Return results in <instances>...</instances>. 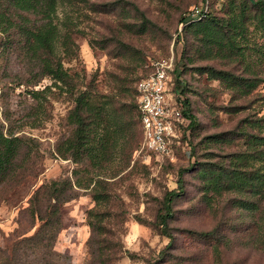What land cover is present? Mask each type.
Masks as SVG:
<instances>
[{"label": "rangeland", "instance_id": "obj_1", "mask_svg": "<svg viewBox=\"0 0 264 264\" xmlns=\"http://www.w3.org/2000/svg\"><path fill=\"white\" fill-rule=\"evenodd\" d=\"M206 1L90 0L88 9L81 1L66 7L85 33L74 34L79 53L67 59L65 66L76 77V88L90 86L102 101H109L105 94L118 92L121 100L133 102L136 84L150 71L151 62L174 55L187 85L190 107L200 122L193 130L195 135L185 134L174 159L148 157L140 150L139 127L129 142L120 122L110 134L106 158L91 161L84 155L76 162L57 154V145L72 131L69 114L75 100L71 93L55 86L46 90L44 101L43 93L40 103L34 99L29 90L43 89L53 79L40 76L18 29L0 25V126L19 129L18 133L31 138L33 150L39 154L32 172L30 162L26 171L19 170L25 174L21 184L0 188V248L12 251L20 237L37 229H29L30 217L24 212L34 191L52 179L74 177L78 169L82 181L102 179L111 201L97 205L91 186L83 185L63 205L55 248L67 255L65 263L93 264L98 244L89 245V211L96 207L112 212L105 221L109 228L108 264H264V228L258 230L264 212L261 219L260 211L233 205L229 200L234 194L208 202L197 175L198 161L215 160L219 153L244 147L241 138L228 144L208 142L206 137L235 130L245 115L258 108L255 103L240 113L223 111L220 107L230 102L231 92L199 66L227 68L226 60L202 58L196 42L187 46L182 18ZM227 1L209 0L210 9L222 16ZM255 25H249V39L241 38L242 42L264 43V31L254 29ZM243 67L238 65V72ZM174 85L173 81L171 95H175ZM259 89L264 90V84ZM6 115L10 116L8 121ZM209 152H215L212 159L207 157ZM179 178L184 187L172 202L173 216L164 228L159 218L165 212L164 198L170 190H180ZM263 204L264 199L261 207ZM18 246V258L25 259L26 245ZM5 255L0 251V264ZM40 256V252H32L29 259L39 262Z\"/></svg>", "mask_w": 264, "mask_h": 264}, {"label": "trees", "instance_id": "obj_2", "mask_svg": "<svg viewBox=\"0 0 264 264\" xmlns=\"http://www.w3.org/2000/svg\"><path fill=\"white\" fill-rule=\"evenodd\" d=\"M78 1L84 2L87 9L90 8V0H0V25L3 29L11 26L18 29L20 35L25 38L32 63L39 67L40 76H50L53 79V83L43 89L29 90L34 99L40 103L43 93L44 101L47 97L44 93L47 89L52 90L54 86L72 94L75 100L69 114L72 131L63 143L57 145L56 152L64 158L81 162L86 155L91 161L106 158L111 147L110 134L116 130L119 122L129 142L134 139L137 127L140 140L143 133L137 86L133 102L121 100L118 92L105 94L110 97L109 101H102L99 99L101 96L92 91V87L76 88L79 83L65 66L67 59H73L79 53V44L74 34L85 33V29L74 22L66 9ZM182 22L185 23L187 46L196 42V51L202 58L225 59V64L229 66H199L201 71L207 72L209 78L220 80L231 92L230 102L220 108L228 113H240L255 103L258 107L254 112L245 115L235 130L217 132L206 137L208 142L228 144L241 138L244 147L219 153L215 160L197 162V175L201 179L204 197L208 202H212L218 196L234 194L229 200L233 205L260 211L259 218L262 219L264 90L259 87L264 84V43L254 40L253 44H246L241 38L245 41L249 39L251 23H256L254 29L264 31V0H228L222 16L210 9L203 18L190 20V17L185 15ZM239 63L244 65L240 72ZM172 73L176 99L181 102L183 113L190 119L188 126L195 135L193 130L198 128L200 122L190 107L187 85L176 61ZM253 95L254 97L248 100ZM239 99L243 101L236 102ZM9 119L10 116L6 115L5 120ZM19 131L11 125L0 126V188L21 184L25 174L19 173V170L26 171V163L30 162L28 169L32 172L39 157L30 143L31 138L29 140L26 135L18 133ZM185 137L184 133L182 139ZM214 156L215 152H209L207 155L210 159ZM78 172L79 170L75 169L74 177L44 182L34 191L24 212L30 217L29 229L35 226L37 229L20 237L12 251L0 248V251L6 253V258L1 264H72L65 263L67 255L55 248L58 233L62 229L63 205L74 198L78 194V188L84 187L83 185L91 186L97 205L111 201V195L103 189L102 179L95 180L91 177L82 181ZM179 182L180 190H170L164 198L165 212L159 215L160 224L164 228L168 227V219L173 216L172 202L184 187L182 178H179ZM111 213L110 209L100 210L96 207L89 211V245L92 246L94 242L98 244V248H95L98 251H93V264H108V260H111L106 243L109 228L105 224L107 216ZM18 222L21 223L20 218ZM263 228L264 222H261L258 230L262 231ZM20 244L26 245L28 249L23 252L25 259L18 258ZM32 252H40L39 262L29 259Z\"/></svg>", "mask_w": 264, "mask_h": 264}, {"label": "built area", "instance_id": "obj_3", "mask_svg": "<svg viewBox=\"0 0 264 264\" xmlns=\"http://www.w3.org/2000/svg\"><path fill=\"white\" fill-rule=\"evenodd\" d=\"M210 11L209 0L195 6L187 15L200 19ZM175 66L174 55L151 62V69L137 82V102L141 117L140 150L148 157L174 159L184 133L189 137L190 119L183 113L181 102L170 94Z\"/></svg>", "mask_w": 264, "mask_h": 264}]
</instances>
